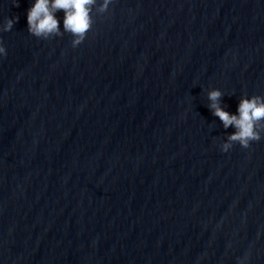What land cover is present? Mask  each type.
<instances>
[{"label":"water","instance_id":"1","mask_svg":"<svg viewBox=\"0 0 264 264\" xmlns=\"http://www.w3.org/2000/svg\"><path fill=\"white\" fill-rule=\"evenodd\" d=\"M102 0L72 44L0 0V264H264V0Z\"/></svg>","mask_w":264,"mask_h":264},{"label":"clouds","instance_id":"2","mask_svg":"<svg viewBox=\"0 0 264 264\" xmlns=\"http://www.w3.org/2000/svg\"><path fill=\"white\" fill-rule=\"evenodd\" d=\"M18 0H13L17 3ZM96 0H31L26 9V23L28 32L41 38H46L53 33L61 34L59 27L60 17L56 15L58 10L63 11V31L71 32L72 44L80 43L87 30L92 25L91 10ZM110 0H102L101 10L108 8ZM18 17L5 16L0 21V31L10 30ZM6 54L5 45L0 42V56ZM222 92L219 88L208 91L209 108L218 116L222 124L227 128L230 124L235 129L227 134V139L221 144L222 151L231 147L232 141H237L241 146L247 147L251 140L259 139L260 128L264 127V96L260 94L241 95L235 112H229L222 107L219 97Z\"/></svg>","mask_w":264,"mask_h":264}]
</instances>
